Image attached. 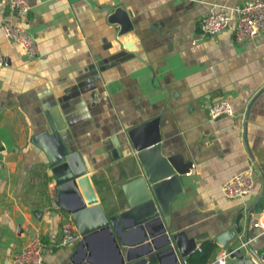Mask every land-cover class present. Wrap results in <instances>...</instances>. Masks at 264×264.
<instances>
[{"label": "crops", "instance_id": "1", "mask_svg": "<svg viewBox=\"0 0 264 264\" xmlns=\"http://www.w3.org/2000/svg\"><path fill=\"white\" fill-rule=\"evenodd\" d=\"M244 1L25 0L28 10L17 16L0 0V24L19 25L37 46L29 57L0 31V264H10L33 235L46 248L41 264L117 260L106 229L57 245L68 218L54 204L58 169H48L43 152L31 143L33 134L48 128L47 118L64 126L63 142L88 159L90 184L111 215L126 206L122 185L141 173L124 130L158 116L161 153L193 164L181 176L167 231L201 242L198 250L242 215L243 234L246 210L253 205L254 217L264 209V36L237 43L233 21L219 34L204 36L200 21L213 4ZM117 5L130 12L133 26L120 35L105 12ZM218 98L229 101L235 116H209ZM113 135L121 157L110 160ZM244 171L254 175L253 194L226 197L222 184ZM119 222L112 234L123 242L120 249L141 253L140 229L128 218ZM247 231L264 264V232L252 222ZM150 240L152 247H165L159 233ZM214 244L209 261L223 251ZM161 264L175 262L168 256Z\"/></svg>", "mask_w": 264, "mask_h": 264}, {"label": "water", "instance_id": "2", "mask_svg": "<svg viewBox=\"0 0 264 264\" xmlns=\"http://www.w3.org/2000/svg\"><path fill=\"white\" fill-rule=\"evenodd\" d=\"M106 21L118 25L116 35L130 31L133 26L131 14L121 6H113L105 10ZM48 120V128L32 135L31 143L39 148L46 160L47 168L57 167L54 175V204L62 209L75 226L80 239L97 229H106L113 249L116 252L115 264H151L152 256L161 264V260L171 256L175 264H188L187 258L201 243L188 238L183 231L170 233L166 224L173 199L182 192L181 176L193 167L191 161H183L177 154L164 155L160 149L159 117L143 121L124 130L125 143L128 151L133 153L140 166L141 173L122 185L126 206L121 210L106 215L89 181L91 165L88 159L72 150L60 137L64 128L53 119ZM111 147L108 151L110 160L121 157L119 140L110 137ZM72 195L74 200L68 203L63 195ZM250 206L246 212V225L242 234L238 216L231 226L213 238V242L223 250H232L228 264H261L262 255H258L248 242V225L254 224L256 217L251 216ZM128 218L132 225L141 231L139 246L145 249L139 253L121 250L123 242L112 234L114 225L120 226L119 219ZM155 233L165 238V247L157 248L150 245ZM75 264H89L80 261Z\"/></svg>", "mask_w": 264, "mask_h": 264}, {"label": "built area", "instance_id": "3", "mask_svg": "<svg viewBox=\"0 0 264 264\" xmlns=\"http://www.w3.org/2000/svg\"><path fill=\"white\" fill-rule=\"evenodd\" d=\"M6 7L17 16H22L28 10L25 0H6ZM233 39L237 43L244 42L260 34L264 36V0H245L240 4L227 5L216 3L210 6L208 13L200 21V29L204 36H215L227 29L231 22ZM0 31L5 39L18 45L25 54L33 57L37 54V46L33 37L19 25L9 21L0 24ZM3 62L0 53V65ZM211 118L233 117L234 110L225 98L214 100L209 106ZM186 174H189L187 172ZM222 192L229 198H242L253 194L254 175L251 171H244L231 176L222 184ZM253 226L264 232V209ZM79 234L73 223L67 219L62 222L58 235V246L74 244ZM45 246L37 235L31 236L27 242L10 258V264H41L44 258ZM200 250V247L197 248ZM232 250L221 251L207 264H228Z\"/></svg>", "mask_w": 264, "mask_h": 264}, {"label": "trees", "instance_id": "4", "mask_svg": "<svg viewBox=\"0 0 264 264\" xmlns=\"http://www.w3.org/2000/svg\"><path fill=\"white\" fill-rule=\"evenodd\" d=\"M215 249L216 246L211 241L202 243L200 245V250L194 251L187 258L188 264H207L209 262L210 256L214 253Z\"/></svg>", "mask_w": 264, "mask_h": 264}, {"label": "flooded vegetation", "instance_id": "5", "mask_svg": "<svg viewBox=\"0 0 264 264\" xmlns=\"http://www.w3.org/2000/svg\"><path fill=\"white\" fill-rule=\"evenodd\" d=\"M80 238V237H79Z\"/></svg>", "mask_w": 264, "mask_h": 264}]
</instances>
